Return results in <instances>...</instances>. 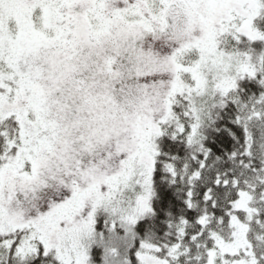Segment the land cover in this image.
Here are the masks:
<instances>
[{
	"label": "snow or ice",
	"instance_id": "snow-or-ice-1",
	"mask_svg": "<svg viewBox=\"0 0 264 264\" xmlns=\"http://www.w3.org/2000/svg\"><path fill=\"white\" fill-rule=\"evenodd\" d=\"M0 264H264V0H0Z\"/></svg>",
	"mask_w": 264,
	"mask_h": 264
}]
</instances>
